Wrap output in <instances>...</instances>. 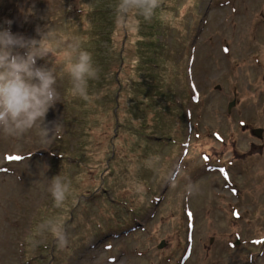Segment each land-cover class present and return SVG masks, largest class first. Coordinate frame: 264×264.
<instances>
[{"label": "rangeland", "instance_id": "obj_1", "mask_svg": "<svg viewBox=\"0 0 264 264\" xmlns=\"http://www.w3.org/2000/svg\"><path fill=\"white\" fill-rule=\"evenodd\" d=\"M117 3L0 0V29L40 39L61 95L49 143L0 139V264H264V0H159L121 25ZM79 51L98 69L87 98ZM48 219L64 248L37 232Z\"/></svg>", "mask_w": 264, "mask_h": 264}, {"label": "clouds", "instance_id": "obj_2", "mask_svg": "<svg viewBox=\"0 0 264 264\" xmlns=\"http://www.w3.org/2000/svg\"><path fill=\"white\" fill-rule=\"evenodd\" d=\"M158 7L159 0H118L116 22L121 25L132 16L150 20ZM7 23L9 27L0 29V139L19 140L38 131L40 142L47 144L58 128V122L47 121L49 111L61 102L56 77L53 68L37 65V61L47 55L40 39L14 34L10 30L11 22ZM67 71L73 93L87 98L88 80L98 78L91 54L79 51L68 63ZM48 191L55 207L59 208L67 198L69 184L55 175L50 178ZM37 232L50 233L58 248L68 243L64 226L59 221L45 220L37 225Z\"/></svg>", "mask_w": 264, "mask_h": 264}, {"label": "water", "instance_id": "obj_3", "mask_svg": "<svg viewBox=\"0 0 264 264\" xmlns=\"http://www.w3.org/2000/svg\"><path fill=\"white\" fill-rule=\"evenodd\" d=\"M231 106H232V104L229 105V108H230ZM229 108H228V109H229ZM260 133H261V130H256V131H254V134H255L256 136H260ZM163 245H164V243L160 244L159 248L162 247Z\"/></svg>", "mask_w": 264, "mask_h": 264}, {"label": "snow or ice", "instance_id": "obj_4", "mask_svg": "<svg viewBox=\"0 0 264 264\" xmlns=\"http://www.w3.org/2000/svg\"><path fill=\"white\" fill-rule=\"evenodd\" d=\"M10 159H12V160H19V159H20V157H19V156L10 157Z\"/></svg>", "mask_w": 264, "mask_h": 264}, {"label": "flooded vegetation", "instance_id": "obj_5", "mask_svg": "<svg viewBox=\"0 0 264 264\" xmlns=\"http://www.w3.org/2000/svg\"><path fill=\"white\" fill-rule=\"evenodd\" d=\"M236 241H238V243L240 242V239L239 238H236Z\"/></svg>", "mask_w": 264, "mask_h": 264}]
</instances>
